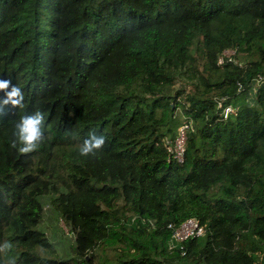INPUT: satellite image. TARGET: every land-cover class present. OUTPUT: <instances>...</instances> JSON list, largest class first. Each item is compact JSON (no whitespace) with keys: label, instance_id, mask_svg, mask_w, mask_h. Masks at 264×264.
Here are the masks:
<instances>
[{"label":"trees","instance_id":"obj_1","mask_svg":"<svg viewBox=\"0 0 264 264\" xmlns=\"http://www.w3.org/2000/svg\"><path fill=\"white\" fill-rule=\"evenodd\" d=\"M0 79L24 95L0 118V264H264V0H0ZM90 131L105 144L82 157ZM44 196L68 257L35 227ZM188 217L205 231L181 252L167 224Z\"/></svg>","mask_w":264,"mask_h":264},{"label":"clouds","instance_id":"obj_2","mask_svg":"<svg viewBox=\"0 0 264 264\" xmlns=\"http://www.w3.org/2000/svg\"><path fill=\"white\" fill-rule=\"evenodd\" d=\"M0 92L4 93L0 99V118L7 115L8 107L16 108L22 106L24 95L22 90L13 85L10 79H0ZM45 115L41 111L22 116L15 124L12 133L11 147L18 149L20 154H28L39 148L44 141ZM105 144V137L90 131L86 139L78 148L82 157L95 156ZM13 245L10 241L0 244V253L7 254Z\"/></svg>","mask_w":264,"mask_h":264},{"label":"built area","instance_id":"obj_3","mask_svg":"<svg viewBox=\"0 0 264 264\" xmlns=\"http://www.w3.org/2000/svg\"><path fill=\"white\" fill-rule=\"evenodd\" d=\"M260 77L255 78V82H260ZM226 98H222L219 101V105H222L221 113L224 117L227 115L228 112H234L235 108L230 102H224ZM191 127L189 121H182L180 122L175 130V134L171 144V150L173 157L177 161H182L184 147H185V140L187 130ZM167 226L170 229L169 238H168V245L169 246H178V248L183 252L184 246L182 241L193 236H198L204 233L205 226L194 217H188L178 224L174 225L172 223H168Z\"/></svg>","mask_w":264,"mask_h":264},{"label":"rangeland","instance_id":"obj_4","mask_svg":"<svg viewBox=\"0 0 264 264\" xmlns=\"http://www.w3.org/2000/svg\"><path fill=\"white\" fill-rule=\"evenodd\" d=\"M233 50L226 49L223 51L224 56H230ZM243 101L241 95H236L231 98V102ZM44 204L42 220L39 221L35 227L45 232L50 241L53 242L55 251L52 256L55 257H68L72 253L73 234L64 224L63 220L58 217L57 211L49 204L47 196L42 197ZM257 264V262H253Z\"/></svg>","mask_w":264,"mask_h":264},{"label":"crops","instance_id":"obj_5","mask_svg":"<svg viewBox=\"0 0 264 264\" xmlns=\"http://www.w3.org/2000/svg\"><path fill=\"white\" fill-rule=\"evenodd\" d=\"M244 98V97H243Z\"/></svg>","mask_w":264,"mask_h":264}]
</instances>
